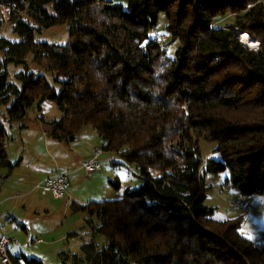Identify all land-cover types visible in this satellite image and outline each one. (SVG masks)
I'll list each match as a JSON object with an SVG mask.
<instances>
[{"label":"trees","instance_id":"trees-1","mask_svg":"<svg viewBox=\"0 0 264 264\" xmlns=\"http://www.w3.org/2000/svg\"><path fill=\"white\" fill-rule=\"evenodd\" d=\"M0 9L19 37L0 38L7 120L22 122L50 100L61 117L43 121L49 138L68 144L91 127L103 153L144 178L118 199L72 202L93 236L79 255L60 252V264H264V244L239 233L242 217L215 220L205 204L211 177L226 173L236 195H260L264 205V0H0ZM63 25V45L34 39ZM29 54L53 82L30 69ZM10 65L22 67L16 84ZM6 140L0 124V179L18 165ZM200 140L219 155L201 173Z\"/></svg>","mask_w":264,"mask_h":264},{"label":"rangeland","instance_id":"rangeland-1","mask_svg":"<svg viewBox=\"0 0 264 264\" xmlns=\"http://www.w3.org/2000/svg\"><path fill=\"white\" fill-rule=\"evenodd\" d=\"M0 21L3 23L0 29V38L18 41V35L13 32L11 23L7 21L6 15L1 9ZM230 21L231 18H226L220 23L224 24ZM165 22L166 19L161 14L157 25L159 33H162ZM67 36L68 26L63 25L51 28L42 34H35L34 39L40 42L63 45ZM243 37L241 38L242 42L245 41ZM252 44H256L258 48V43L252 42ZM173 51V48L169 47V53L172 54ZM27 62L33 72L43 74L48 81L53 82L50 73L44 72L32 64L30 54L27 56ZM20 70H22L21 66H8V81L16 84L15 75ZM7 107L8 105L0 103V124H3L7 133L5 147L11 162L19 161L20 165L14 168L8 178L0 179V205L3 204L1 200L8 197L0 208L3 233L15 240L11 243L10 248L19 250L22 246L20 250L27 256H35L41 259L44 264H60L58 255L60 252L79 255L80 245L90 242L93 236L89 227L85 226L87 214L75 212L71 207L72 202L76 201L81 205L89 201L99 202L103 201V195H108V200L118 199L124 189L138 186L140 179L130 175L120 159L105 153L100 160L103 162L107 157L108 161L111 159L116 165H104L99 173L88 178L79 171L74 176L75 181L70 187V195L75 193V198L70 196L68 200L67 198L55 200L49 195L41 196L33 190L34 185L41 177L46 176L47 173L50 174L52 171L63 172L70 169V164L67 163L75 162L76 157H83L91 147L93 149L102 147L104 141L97 136L91 127H84L81 130L75 144L73 142L60 143L49 138L43 121L50 122L61 117L57 106L50 100L42 101L40 110L35 104L22 122H9L7 120ZM199 146L203 158L208 156L219 158V155L214 152L215 143L200 140ZM44 149H46L45 153L42 152ZM76 165L75 162L74 166ZM55 169L57 170L54 171ZM153 173L157 174L156 171ZM96 175L101 176L102 182L93 181L96 179ZM226 176V173H221L211 177L205 204L214 209L212 217L215 220L224 221L241 216L242 222L239 233L254 244L263 245L264 205L262 197L260 195L247 197L244 201V208L238 212L233 211L228 206V201L236 197V192L226 182ZM115 179L119 182L118 190L114 189L108 182V180ZM90 182L94 183L90 184ZM8 215H11L12 221H8L10 219ZM24 227L26 232L23 230ZM71 233H76L77 236L68 237ZM31 239H40L42 244H30ZM96 242L102 243L101 239H97ZM28 244L29 246H27ZM39 251L45 252L39 254Z\"/></svg>","mask_w":264,"mask_h":264},{"label":"built area","instance_id":"built-area-1","mask_svg":"<svg viewBox=\"0 0 264 264\" xmlns=\"http://www.w3.org/2000/svg\"><path fill=\"white\" fill-rule=\"evenodd\" d=\"M159 41L164 43L166 41V37L160 35ZM92 158L88 160H84L81 162L79 166V171L84 173V175L88 178L95 173H99L103 166L105 165L101 160L100 157L103 155V150L101 148H95L92 152ZM200 167L199 172L201 173L207 165V158L200 160ZM127 171L137 178L144 179L141 176L136 175L133 172V169L130 167H126ZM204 180L206 182L210 181V175L205 173ZM70 174L68 172H54L42 178L38 181L33 190L37 191L41 196H51L55 200L63 199L66 197L67 192L70 188ZM245 197L241 194L236 195V197L230 201H228V206L233 211H240L243 209ZM15 240L10 239L7 237L1 227H0V263L1 264H13L11 260V253H10V245Z\"/></svg>","mask_w":264,"mask_h":264},{"label":"crops","instance_id":"crops-1","mask_svg":"<svg viewBox=\"0 0 264 264\" xmlns=\"http://www.w3.org/2000/svg\"><path fill=\"white\" fill-rule=\"evenodd\" d=\"M77 139H75L74 141H73V143L75 144V143H77ZM93 147H91V148H89L88 149V152L83 156V157H76L74 160H75V162H76V166H74V163L75 162H73V161H71V162H69V163H67V164H70V169H68V170H64L63 172H68L69 174H70V177H71V185H72V183H73V181H75L74 180V176L79 172V166H80V164H81V162H83L84 160H88V159H90V158H92V156H93V154H92V152H93V150L95 149H93ZM42 152H46V149H44ZM105 155V153H103V155L102 156H104ZM101 156V157H102ZM108 156V155H107ZM100 157V158H101ZM108 157H110V156H108ZM20 161H21V158H20ZM16 163H18V165H17V167H19V165H20V162L19 161H17ZM103 163L105 164V165H107V166H112L113 165V162L111 161V159L108 161V159H107V157H105V160L103 161ZM57 169H55L54 171H56ZM52 173H54L53 171L50 173V174H52ZM47 175H49V173H47L46 174V176ZM94 175V174H93ZM45 176H43V177H41L38 181H40L42 178H44ZM95 180H93V181H96V182H102V178H101V176L100 175H96L95 176ZM37 181V182H38ZM36 182V183H37ZM88 182V181H87ZM108 182H109V180H108ZM94 182H90V184H93ZM87 185H88V183H86ZM71 185H70V187H71ZM99 187H100V184H99ZM101 187H104L103 185H101ZM72 193V192H71ZM75 193H74V195L73 194H71L70 195V188H69V190H68V192H67V195H66V197L65 198H67V200L68 199H70V196H72V198H75ZM121 195H122V193H120V197H121ZM104 197H102V200H108L107 198H108V195H103ZM119 197V198H120ZM8 197H6L5 199H2L1 200V203H3L4 204V202L6 201V199H7ZM73 202H76V201H73ZM77 203V202H76ZM2 204V205H3ZM79 204V203H78ZM2 205H0V208H1V206ZM8 214V213H7ZM8 217L10 218L8 221H12L13 219H11V215H8ZM13 218V217H12ZM2 226H3V220H2V218L0 217V227H1V229H2ZM23 230L26 232V228L24 227L23 228ZM3 231V230H2ZM71 238H73V237H71ZM30 244H32V243H36V244H42V241L40 240V239H38V240H34V239H31L30 240V242H29ZM27 246H29V244L27 245ZM10 248V247H9ZM20 249H22V246H20ZM16 250L15 248H10V253H11V255H14V256H17V255H19V254H25V253H23L22 252V250ZM30 249V248H29ZM42 252H45V251H39V254H41ZM1 264V263H0Z\"/></svg>","mask_w":264,"mask_h":264},{"label":"bare ground","instance_id":"bare-ground-1","mask_svg":"<svg viewBox=\"0 0 264 264\" xmlns=\"http://www.w3.org/2000/svg\"><path fill=\"white\" fill-rule=\"evenodd\" d=\"M243 37V35H241V38ZM244 38V37H243ZM242 43V42H241ZM243 44V43H242ZM244 44H245V46L246 47H248V48H251L252 50H256L257 51V45L256 44H252V41H251V39H249V40H245L244 41Z\"/></svg>","mask_w":264,"mask_h":264},{"label":"water","instance_id":"water-1","mask_svg":"<svg viewBox=\"0 0 264 264\" xmlns=\"http://www.w3.org/2000/svg\"><path fill=\"white\" fill-rule=\"evenodd\" d=\"M240 37H241V35L239 36V39H240ZM240 41V40H239ZM254 42H256V41H254ZM240 43H241V41H240ZM256 43H258V42H256ZM243 45V44H242ZM244 46V45H243ZM244 47H246V46H244ZM247 48V47H246ZM258 48H259V43H258ZM257 48V49H258ZM247 49H249V48H247ZM249 50H251V49H249ZM251 51H254V52H256V50H251Z\"/></svg>","mask_w":264,"mask_h":264}]
</instances>
